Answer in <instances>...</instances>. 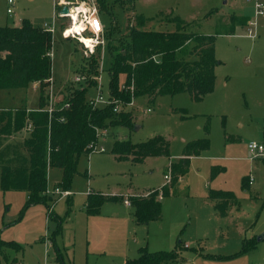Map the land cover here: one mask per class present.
I'll use <instances>...</instances> for the list:
<instances>
[{
  "label": "rangeland",
  "instance_id": "rangeland-1",
  "mask_svg": "<svg viewBox=\"0 0 264 264\" xmlns=\"http://www.w3.org/2000/svg\"><path fill=\"white\" fill-rule=\"evenodd\" d=\"M7 1L0 0V25H19L22 18H28L43 27L56 17L52 42L55 91L64 94L77 70L92 61L100 68L103 94L109 96L112 56L108 45L86 56L76 39L63 38L56 0H14L11 13ZM99 16L107 44L110 39L118 45V38L134 28L174 31L177 19L189 23L187 30L214 34L218 60L214 88L199 100L188 91L153 98L135 96L134 104L126 106L133 126L107 127L105 142L99 140L106 150L81 153L70 180L69 198L52 195L46 204H32L21 215L28 193L4 191L0 186V237L20 245L19 249L7 247L9 260L3 258V262L125 264L138 257L143 247L151 252L171 250L180 240L181 264H264V238L256 241L264 234V156L252 157L248 148L251 141L264 144V14L255 16L254 0H109ZM241 16L256 21V36L248 35L251 25ZM118 85L120 89L127 85L125 73L118 76ZM96 92V86L89 87L88 99ZM38 98L34 84L0 89V107H35ZM158 135L169 143L167 156L134 160L133 156L119 157L113 150L117 139L137 143ZM206 137L209 147L190 159L179 180L172 182L170 177L166 182L165 174L171 173V164L178 161L186 144ZM22 141L0 135V176L2 164L15 151L25 156ZM62 174L60 167H49L48 186L60 184ZM219 189L230 196L213 197L211 192ZM154 190L162 201V216L139 222L132 201L126 204L124 198ZM98 194L115 197L89 212L88 199ZM55 217L62 224L53 237ZM245 238L255 239L256 247L239 252ZM216 255L230 256L220 259Z\"/></svg>",
  "mask_w": 264,
  "mask_h": 264
},
{
  "label": "trees",
  "instance_id": "trees-1",
  "mask_svg": "<svg viewBox=\"0 0 264 264\" xmlns=\"http://www.w3.org/2000/svg\"><path fill=\"white\" fill-rule=\"evenodd\" d=\"M108 4L109 0H98L99 10ZM138 21L143 23L144 18L140 17ZM176 21L178 27L174 31L134 28L131 33L118 38V42L121 39L122 46L108 40L106 46L108 45L112 56L109 72L113 95L130 98L129 91L119 88L118 76L121 73L126 74L127 84H133L135 96L148 95L151 98L160 94L188 91L194 99L199 100L213 90L215 67L218 63L215 35L187 30L185 26L189 23L179 19ZM52 42L51 32L35 25L28 18H22L19 25H0V89L26 88L38 82L37 106L23 104L17 107H0V135L22 136L20 138L23 139L26 151L22 158L15 151L14 157L2 164L0 176L2 190H24L28 193V201L23 206L21 215L28 206L35 203L46 204L51 199L53 194L46 192L49 167L57 166L62 169V182L56 186L70 189V180L76 171L79 156L97 138L96 127L133 126L131 113L128 111L116 113L111 105L92 108L88 102L87 90L95 85L94 79L90 80V85L81 84L82 87H73L68 83L63 101L51 114L45 109L48 103L49 78L52 77V57L49 54ZM186 56L189 58L186 59ZM77 71L91 76L101 73L98 64L92 61L82 65ZM65 102H69V106H64ZM29 121L33 127L26 134L24 128ZM209 143L206 137L186 144L178 161L171 164L172 182L185 174L190 158L199 155L209 147ZM113 150L119 157L133 156L134 160L150 155L167 156L170 153L168 141L160 135L137 143L129 139H117ZM248 182L250 184V180ZM165 185L167 192L166 188L169 186L167 183ZM154 192L148 196L132 197L135 216L139 222L147 223L161 218L162 201L157 198L156 190ZM211 195L225 198L230 196V192L219 189L212 191ZM114 197L102 194L90 196L88 211H97L105 199ZM55 220L53 237L60 231L62 224L59 217H55ZM180 243L178 240L177 246L171 250L151 252L143 247L138 257L127 260L125 264H177L182 258L178 248ZM7 247L19 249L20 245L0 237V264H5L3 258L9 260L5 254ZM255 247V239L245 238L239 252L250 251ZM228 256L230 255L215 257L221 259Z\"/></svg>",
  "mask_w": 264,
  "mask_h": 264
},
{
  "label": "built area",
  "instance_id": "built-area-1",
  "mask_svg": "<svg viewBox=\"0 0 264 264\" xmlns=\"http://www.w3.org/2000/svg\"><path fill=\"white\" fill-rule=\"evenodd\" d=\"M8 7L7 12L11 13L12 5L14 4V0H8ZM56 6V15L59 18H62L63 21L60 23L61 25V36L63 38H74L76 39L82 46L83 52L86 56L92 55L97 53L100 49H105L106 47V36H105V30L103 27V24L101 22L100 16H99V5L98 0H56L55 2ZM67 6L69 8V11L66 15H61V9ZM254 12L255 16H259L264 14V0H254ZM248 23L253 26L249 27L248 35L249 36H256L257 35V29H256V21L253 19H249ZM43 28L46 31L51 32L52 38L54 33L57 29L56 24V17L53 19L51 23L46 22L43 24ZM52 48L49 51V54L52 57ZM94 79L96 80V83L94 86H96V94L94 97L89 98L88 102L91 104L92 108H100V107H106L111 105L113 108V111L116 113H119L121 111H126V106H130L134 104V88L133 84H127L123 89H127V91L130 92V98L124 99L121 97H117L113 95L112 93L109 94L108 97H106L103 94L102 84H101V73L98 75L91 76L87 73L78 72L76 75L69 80V85H72L73 87H82L90 85V80ZM50 84L48 86V103L46 106V110L51 114V112L63 101L64 94L62 91L58 89V91H55L54 81L51 78H49ZM35 85H38V82L34 83ZM57 89V88H56ZM64 106H69V102H65ZM32 123L29 121L27 122L24 131L25 133H29L32 130ZM108 134L107 128H100L96 127V140L89 143L86 147L88 153H92L95 151H104L106 150L105 146L103 144H100L99 140H102L105 142L106 135ZM248 148L251 152L252 157L257 156H264V144L263 143H257L255 141H251L248 143ZM171 174L166 173L165 178L166 182L170 180ZM252 181V178L250 179V183ZM46 192L48 194L58 195V198L62 197H68L71 195L70 189H62L59 186H55L53 188L47 187ZM151 194V192H148L144 194L145 196H148ZM136 195V194H135ZM130 196H134V194L129 193L127 197L124 198V201L126 204H130L131 200L129 199ZM162 197V196H161ZM160 197V198H161ZM54 207V203L49 207L50 210ZM46 243H49V239L46 238ZM14 264H23L22 262L17 261ZM179 264V263H177Z\"/></svg>",
  "mask_w": 264,
  "mask_h": 264
},
{
  "label": "water",
  "instance_id": "water-1",
  "mask_svg": "<svg viewBox=\"0 0 264 264\" xmlns=\"http://www.w3.org/2000/svg\"><path fill=\"white\" fill-rule=\"evenodd\" d=\"M68 11H69V8H68L67 6H64V7L61 9V15H62V16L66 15ZM263 238H264V234L259 235V236L257 237V240H261V239H263Z\"/></svg>",
  "mask_w": 264,
  "mask_h": 264
},
{
  "label": "crops",
  "instance_id": "crops-1",
  "mask_svg": "<svg viewBox=\"0 0 264 264\" xmlns=\"http://www.w3.org/2000/svg\"><path fill=\"white\" fill-rule=\"evenodd\" d=\"M238 16H240V15H238ZM241 17H243L242 20H243V19H246V21H245L244 23H247V22H248V20H249V16H248V17H247V16H241ZM241 23H243V22H241ZM34 85H35V84H34ZM38 99H39V98H38ZM18 137H22V136L19 135ZM194 156H195V155H194ZM192 157H193V156H192ZM192 157H191V158H192ZM191 158H190V159H191ZM182 176H183V175H182ZM182 176H181V177H182ZM55 186H56V185H55ZM48 187H49V186H48ZM50 188H51V187H50ZM258 241H259V240H258ZM185 246H188V244L185 243ZM182 258H183V255H182ZM178 263L181 264L180 262H178Z\"/></svg>",
  "mask_w": 264,
  "mask_h": 264
}]
</instances>
